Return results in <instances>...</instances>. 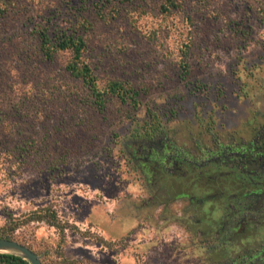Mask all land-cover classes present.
<instances>
[{"label": "rangeland", "instance_id": "374dc122", "mask_svg": "<svg viewBox=\"0 0 264 264\" xmlns=\"http://www.w3.org/2000/svg\"><path fill=\"white\" fill-rule=\"evenodd\" d=\"M166 1L12 0L0 18V225L54 207L75 228L63 235L32 223L17 233L45 264L198 260L182 251L181 204L141 211L153 192L125 144L156 115L189 149L208 128L226 131L264 106V0H181L163 13ZM82 21L100 87L123 82L139 93L137 109L110 98L99 111L65 74L67 54L25 61L36 25Z\"/></svg>", "mask_w": 264, "mask_h": 264}, {"label": "flooded vegetation", "instance_id": "af4514ba", "mask_svg": "<svg viewBox=\"0 0 264 264\" xmlns=\"http://www.w3.org/2000/svg\"><path fill=\"white\" fill-rule=\"evenodd\" d=\"M224 130L208 128L189 149L162 145L150 153L167 157L163 167L171 175L189 177L186 193L171 204L182 207L186 257L198 258L196 264H264V106Z\"/></svg>", "mask_w": 264, "mask_h": 264}, {"label": "trees", "instance_id": "16d2710c", "mask_svg": "<svg viewBox=\"0 0 264 264\" xmlns=\"http://www.w3.org/2000/svg\"><path fill=\"white\" fill-rule=\"evenodd\" d=\"M181 7V0H167L161 9L163 13H170L172 10ZM11 11H13L12 0H0V18L7 17ZM89 26L88 21H82L81 24L76 23L68 29L59 28L51 31L49 25H44L43 23L36 25L30 32L33 46L24 49L25 61H31L32 58L47 65L56 61L59 55L67 54L69 57L64 65L65 74L74 80L80 81L87 88L90 92L93 105L99 111H105L110 98H116L123 104H129L134 109H137L140 105L139 93L123 82L111 80L104 88L100 87L98 78L85 59L87 42L82 31L88 29ZM52 82V76L48 77L45 74L44 85L51 86ZM7 116L5 115L4 117ZM7 130L8 126H4L2 129L4 133ZM0 136H3L2 133H0ZM128 140V143L125 144L126 148L124 152L134 169H138L143 175H146V182L150 185V191L153 192L151 197L145 200L141 211H148L147 209H151L161 203L172 204L177 196L186 193L187 183L190 181L189 177H182L180 174L171 175L163 167L167 157L159 156V158H155L151 154L152 152L150 153V149L153 150V147L156 146L159 148L162 145L180 148L169 137L167 130L156 115H151L145 121L142 129L137 128ZM0 147H2V144H0ZM1 155L2 152L0 150V157ZM145 158H149V160H145ZM155 163L160 164V166L155 168ZM32 223H44L55 228L63 235L68 230L75 228L70 223L63 221L58 211L51 205H48L30 211L15 219L13 217L11 219V216L8 218L7 215L5 223L0 225V239L14 240L27 246L18 237L17 233L20 229ZM27 247L33 250L30 246ZM0 264L31 263L12 253H0Z\"/></svg>", "mask_w": 264, "mask_h": 264}, {"label": "water", "instance_id": "95a60500", "mask_svg": "<svg viewBox=\"0 0 264 264\" xmlns=\"http://www.w3.org/2000/svg\"><path fill=\"white\" fill-rule=\"evenodd\" d=\"M0 253H12L22 257L31 264H43L40 255L14 240L0 239Z\"/></svg>", "mask_w": 264, "mask_h": 264}]
</instances>
